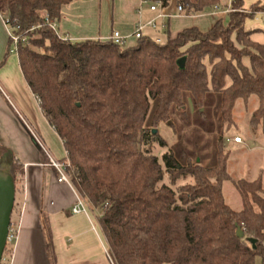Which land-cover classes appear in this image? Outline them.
Returning <instances> with one entry per match:
<instances>
[{
	"label": "trees",
	"instance_id": "16d2710c",
	"mask_svg": "<svg viewBox=\"0 0 264 264\" xmlns=\"http://www.w3.org/2000/svg\"><path fill=\"white\" fill-rule=\"evenodd\" d=\"M75 1L0 0V14L27 36L29 45L20 43L18 49L23 75L63 142L77 191L99 213L113 263L264 264L262 179L233 181L243 209H231L223 194V184L232 181L224 131L215 165L207 167L187 149L182 135L188 126L178 123L192 118L190 127L202 123L200 129L208 132L206 109L217 95L219 130L230 131L237 101L252 96L259 108L250 126L255 132L262 125L264 44L252 35H264V29L250 30L246 22L264 13V3L246 10L244 0H231L227 22L218 20L207 32L187 28L172 37L165 24L162 43L143 36L129 46L99 39L64 41L44 25L46 16L59 21L63 6ZM148 1L163 8L172 2ZM176 1L186 15L220 3ZM162 127L176 133L173 146L158 131ZM155 145L167 151L159 157ZM5 164L16 185L19 177L23 181V165L0 144V166ZM249 238L257 240L256 248Z\"/></svg>",
	"mask_w": 264,
	"mask_h": 264
},
{
	"label": "crops",
	"instance_id": "0c3cea01",
	"mask_svg": "<svg viewBox=\"0 0 264 264\" xmlns=\"http://www.w3.org/2000/svg\"><path fill=\"white\" fill-rule=\"evenodd\" d=\"M258 2L264 3V0H244V9L249 10ZM152 5L146 0L75 1L63 6L61 18L57 21L58 32L71 41H108L114 32H119L126 37L125 44L131 46L136 43L132 35L137 26L156 19L157 28L147 27L144 35L164 41L165 24H168L170 35L175 37L187 28L207 32L218 20L226 23L231 0H220L213 8L196 15L180 13L176 0H172L167 8L157 6L156 11L150 10ZM246 27L250 30L264 29V13L248 20ZM252 40L264 44V35L256 32ZM9 42L8 27L0 14V144L13 152L24 171L23 193L19 206H16L19 212L15 214L14 207L12 215V220L17 216L19 231L13 245L11 264H111L107 256V241L98 221L99 213L92 207L90 215L73 213L74 191L57 182L55 170L48 166L46 155L18 115L24 117L55 158L67 157L62 140L48 123L25 80L18 54L11 48L10 55L5 58ZM244 64L250 67L248 58L244 59ZM258 108L256 96L247 102L238 100L233 117L235 128H242L244 135L234 131L226 133L224 138L239 136L243 144H230L255 152L254 158L259 161L256 169L260 171L253 178L241 177L238 180L253 182L261 178L264 189V169L261 167L264 121L255 132L250 126L251 117ZM234 156L231 152L227 170L231 179L238 181L230 172Z\"/></svg>",
	"mask_w": 264,
	"mask_h": 264
},
{
	"label": "rangeland",
	"instance_id": "374dc122",
	"mask_svg": "<svg viewBox=\"0 0 264 264\" xmlns=\"http://www.w3.org/2000/svg\"><path fill=\"white\" fill-rule=\"evenodd\" d=\"M212 99H213V103L211 107L206 109V111L209 112L208 114L209 119L208 121H206L208 125L207 123L205 124L208 127V130H209L208 132H205L202 129H200V127L202 126V123H200L197 127H192V125L190 127V121L193 120L192 118H190L189 120H187L186 118H182L178 122L179 126H188L184 134L182 135V140H184V143L186 144L187 149L193 154L200 156L203 159V165L207 167H212L215 165L217 141L219 139L221 131H224L222 132L223 138L226 133L228 132L232 133L234 131L238 132L241 136L244 135V131L242 128L240 129L235 128L236 124H234V126L230 129V131L226 133H225L226 128H224V130H221V129L219 130L220 125L218 123L217 114H216L218 106H219V97L217 95H213ZM187 109L194 118L195 117L194 115H196V111L193 106L190 95H187ZM153 112H154V108L151 110L149 119L146 123V126L148 128L151 127V118H152ZM203 121L205 122V120ZM158 131L160 133L162 132V136L166 139L169 146H173V144L176 143L177 141L176 133H174L173 131L171 132L165 127L159 128ZM226 138H225V142H226ZM241 147L243 149L238 148L227 142L225 146L226 152L230 151V155H231V152L232 153L234 152V155H235L234 158H232V164L230 166L231 176L233 177L234 180H238L241 177L253 178V176H255L257 172L260 171L259 169H256L257 167H259V161H257L256 158H254L255 152L254 153L251 152L249 148L247 147H243V146ZM166 151L167 149H160L157 145H155L154 152L159 157H161ZM261 165H262L261 167L264 169V159L261 161ZM18 180L19 182L16 185V203L14 206L15 214H18L19 212L16 206H19L18 201L21 200V196L23 193L22 180L20 177L18 178ZM223 194H224V198H225L227 205L231 209L237 212L243 209L242 199L234 187L233 180L225 182L223 184ZM13 221L14 222L17 221V216H15ZM6 255L9 256L10 252H6Z\"/></svg>",
	"mask_w": 264,
	"mask_h": 264
},
{
	"label": "built area",
	"instance_id": "2783aa9c",
	"mask_svg": "<svg viewBox=\"0 0 264 264\" xmlns=\"http://www.w3.org/2000/svg\"><path fill=\"white\" fill-rule=\"evenodd\" d=\"M146 2L150 3V1H148V0H146ZM159 5H160V3H153V5L150 7V10L156 11L157 6H159ZM178 11L180 13L184 14L183 8L181 6L178 7ZM159 17H161V16H159ZM4 21H5L6 26L8 27L9 40L12 42L13 52L18 54V49H19L20 43H24V44L29 45L27 36L18 34V28H13L10 25L9 21L5 17H4ZM44 25L50 27L61 40H64V41L70 40L68 37H64V36L59 34L58 28H57V21H51L50 18L48 16H46ZM147 27L156 29L157 28L156 19L151 20L146 24H139L132 36L135 39L142 38L143 36H145L144 30ZM155 40L157 43H162V40L160 38H155ZM109 41H113L116 44L122 45V44H125L126 37H123L119 32H114L111 35V37L109 38ZM17 113H18V111H17ZM18 115H19L20 119L22 120V122L24 123V125L27 127V129L33 135V138H34L35 142L37 143V145L42 149V151L46 155V157L48 159V166L55 170V172L57 174V182L60 184L68 185L74 191L75 196H76V201H75V204L73 206V213L76 215H78V214L90 215L91 205L89 204V202L85 198H83L79 194V192L77 191V189H76V187H75V185H74V183H73V181H72V179L68 173V169L70 168L71 165H70V162L67 159V157L65 159L55 158L51 154L49 149L46 147L44 142L40 139V137L31 129V127L29 126L27 121L24 119V117H22V115H20L19 113H18ZM226 142L227 143L233 142L235 144H243V140L239 136L234 137L233 139L227 137ZM18 231H19V223L14 222L12 220L10 228H9L7 245H6L3 257H2L1 264H11L12 263L13 245L16 242ZM8 245H9V247H8ZM6 252H10V255L7 256ZM107 256H108L111 264H114L112 258L110 257V255L108 253V249H107Z\"/></svg>",
	"mask_w": 264,
	"mask_h": 264
},
{
	"label": "water",
	"instance_id": "95a60500",
	"mask_svg": "<svg viewBox=\"0 0 264 264\" xmlns=\"http://www.w3.org/2000/svg\"><path fill=\"white\" fill-rule=\"evenodd\" d=\"M186 59H180L178 65L185 67ZM154 134L157 131L154 130ZM16 202V179L11 166L5 164L0 167V264L7 245L9 228ZM238 236L244 237L242 230L238 231ZM248 241L256 248L257 240L249 238Z\"/></svg>",
	"mask_w": 264,
	"mask_h": 264
}]
</instances>
